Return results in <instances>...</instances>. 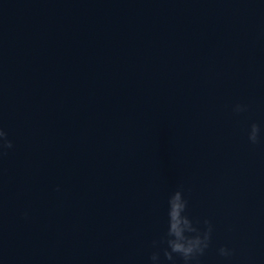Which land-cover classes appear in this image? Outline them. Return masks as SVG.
<instances>
[{
    "label": "water",
    "instance_id": "1",
    "mask_svg": "<svg viewBox=\"0 0 264 264\" xmlns=\"http://www.w3.org/2000/svg\"><path fill=\"white\" fill-rule=\"evenodd\" d=\"M0 127V264H151L180 186L264 264V0H0Z\"/></svg>",
    "mask_w": 264,
    "mask_h": 264
},
{
    "label": "clouds",
    "instance_id": "2",
    "mask_svg": "<svg viewBox=\"0 0 264 264\" xmlns=\"http://www.w3.org/2000/svg\"><path fill=\"white\" fill-rule=\"evenodd\" d=\"M233 111L240 113L247 111L246 105L237 104ZM248 140L255 145L260 141L261 127L252 123L248 129ZM13 147L12 141L8 139L7 133L0 127V156L5 154L6 149ZM188 200L185 198L183 187L180 186L168 198V228L159 241H153L156 251L150 256L151 264H161V252L167 261L174 264L175 257H180L183 264H193L198 257L204 255L211 242L213 226L207 219L203 221L204 229L201 230L187 214ZM219 255L229 257L233 254L227 247H220Z\"/></svg>",
    "mask_w": 264,
    "mask_h": 264
}]
</instances>
